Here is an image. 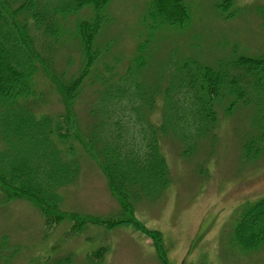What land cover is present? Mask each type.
Segmentation results:
<instances>
[{
    "label": "trees",
    "instance_id": "trees-1",
    "mask_svg": "<svg viewBox=\"0 0 264 264\" xmlns=\"http://www.w3.org/2000/svg\"><path fill=\"white\" fill-rule=\"evenodd\" d=\"M109 1L0 0V204L26 200L39 212L46 231L65 218L73 221L72 233L88 223L106 227L129 224L152 237L159 249L160 232L145 228L133 211L137 200L159 196L170 181L160 148L161 136L169 129L176 130L182 141L195 145L197 140L209 139L218 107L223 108L226 98L232 105L258 107L264 102V55L239 54L230 47L213 63L171 54L162 62L160 72L150 76L147 70L155 62L158 35L170 30L185 37L191 23H195L184 0H151L144 17L148 32L136 46L135 56L127 64L115 61L117 64L109 68L112 78L103 84L106 72L102 74L97 68L102 67L97 39L108 19ZM231 5L232 0H221L217 9L230 17ZM82 9L87 18L72 23ZM67 22L73 25L71 43H77L82 60L77 71L68 67V71L66 68L57 73V50L65 46ZM198 43L203 45L200 37ZM184 47V54L191 53L186 49L193 44ZM202 50L197 47V52ZM122 70L127 71L128 78L116 81ZM95 75L96 86L90 79ZM149 77L156 80L148 87L144 82ZM40 80L55 87L60 110L49 112L51 100H46L38 86ZM85 89L94 102L88 110L92 122L84 126L77 122L75 104ZM138 93L145 98L149 112L156 95L162 96L168 110L164 122L154 127L133 106V111L136 109L146 119L141 137L120 119L127 104L140 98ZM261 117V124L252 123L258 133L244 143L246 158L251 157L252 145H264L263 113ZM94 121L100 123L91 127ZM84 155L94 160L105 175L118 202L119 217L60 210L61 192L75 181L78 159ZM234 239L244 250L264 245V197L244 207L235 224ZM17 252L18 247L7 236L0 238V259ZM68 258L60 261L64 263Z\"/></svg>",
    "mask_w": 264,
    "mask_h": 264
},
{
    "label": "rangeland",
    "instance_id": "rangeland-1",
    "mask_svg": "<svg viewBox=\"0 0 264 264\" xmlns=\"http://www.w3.org/2000/svg\"><path fill=\"white\" fill-rule=\"evenodd\" d=\"M150 1H109L108 19L97 39L102 61V67L97 68L102 74L106 72L103 84L112 78L109 72L117 64L115 61L127 64L135 56L136 46L148 32L144 17ZM184 1L192 10L195 23H191L185 37L170 30L158 35L155 62L147 70L148 75L155 76L171 54L176 58L184 55L213 63L223 58L226 53L223 50L230 47L239 54L264 55V0H232L230 17L217 9L221 0ZM84 14V10H80L72 23L87 18ZM72 27L67 22L65 46L57 50V73L66 68L68 71V67L77 71L82 60L77 43H71ZM199 37L203 45L198 43ZM183 44L188 48L193 44L186 49L192 54H184ZM197 47L204 50L197 52ZM120 76L116 81L126 80L127 71L122 70ZM90 79L96 86V75ZM155 80L149 77L144 84L149 87ZM38 86L46 100H51L48 111L60 110L55 102V87L45 80H40ZM82 93L75 104V114L77 122L85 126L92 122L88 110L94 101L86 89ZM140 98L136 97L134 104L125 102L129 107L123 112L124 117H120L138 137L146 128L144 117L157 127L168 114L161 95L153 99L154 107L150 112L145 98ZM227 100L223 101L226 102L223 108L218 107L217 122L210 130L209 139L204 137L194 145L185 139L182 141L176 135L179 131L172 129L160 138L170 182L159 196L137 200L133 213L146 228L161 232L159 249L152 237L129 224L106 227L88 223L81 231L71 233L73 221L65 218L51 231H46L37 209L26 200H15L0 204V238L7 236L18 247V252L0 259V264H61L60 259L68 256L70 258L62 264H264V245L244 250L234 239L235 224L244 207L264 197V145L251 146L252 158H246L243 151L246 140L258 133L252 123L261 124L264 102H257L258 107H255L232 105ZM133 106L143 112V118L136 109L133 111ZM182 118L183 115L180 120ZM99 123L94 121L90 126ZM78 162L75 181L61 192L60 210L95 216L117 212L118 202L108 189L98 164L87 155Z\"/></svg>",
    "mask_w": 264,
    "mask_h": 264
}]
</instances>
